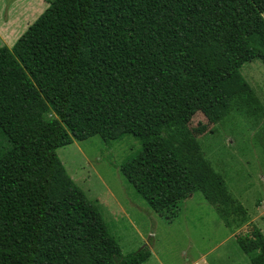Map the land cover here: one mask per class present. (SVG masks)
Instances as JSON below:
<instances>
[{"label":"trees","instance_id":"16d2710c","mask_svg":"<svg viewBox=\"0 0 264 264\" xmlns=\"http://www.w3.org/2000/svg\"><path fill=\"white\" fill-rule=\"evenodd\" d=\"M45 1L13 46L0 47V264L151 257L146 247L122 253L57 156L94 136L107 149L138 141L118 170L168 222L203 191L229 230L240 226L243 209L222 178L206 165L191 170L170 138L197 114L212 126L238 117L264 152V107L240 72L264 66V0ZM236 243L250 264H264L259 229Z\"/></svg>","mask_w":264,"mask_h":264},{"label":"rangeland","instance_id":"374dc122","mask_svg":"<svg viewBox=\"0 0 264 264\" xmlns=\"http://www.w3.org/2000/svg\"><path fill=\"white\" fill-rule=\"evenodd\" d=\"M13 2L4 0L1 8L7 11ZM25 2L13 6L18 8L16 17L21 14V35L48 6L45 0ZM4 37L0 36V47L11 48L17 40L6 41ZM240 72L264 107L262 63H245ZM52 117L51 112L46 115L47 119ZM190 127L172 136L170 143L181 147L180 154L195 173L206 165L211 177L222 178L228 193L244 212V218L236 215L241 224L235 230L225 226L203 191L180 203L171 222L155 213L118 170L121 162L140 147L130 136L109 149L99 136L83 142L74 140L57 150V156L72 181L102 213L124 255L146 247L151 257L144 264H250L249 256L236 241L250 236L255 228L264 236V152L254 141L251 123L245 119L229 118L212 126L197 114ZM213 182L206 184L210 188L217 184Z\"/></svg>","mask_w":264,"mask_h":264},{"label":"crops","instance_id":"0c3cea01","mask_svg":"<svg viewBox=\"0 0 264 264\" xmlns=\"http://www.w3.org/2000/svg\"><path fill=\"white\" fill-rule=\"evenodd\" d=\"M25 1L26 0H24V1L14 0V2L11 4V7H9L6 11L5 8H1V7H3L2 4H3L4 0H0V36H5L4 38L6 39V41H8L12 38L18 39L19 36L21 35L20 33H22V32H20L21 27H19V24H18L19 22H21V18L18 20V17L21 16V14L18 17H16V14H19L17 12L18 8L15 7V9H14L13 6L20 5L22 2H25ZM24 5L26 6V2L24 3ZM263 18H264V14H263ZM28 26H27V28H28ZM27 28H26V30H27ZM23 30L24 29H22V31ZM14 41L16 42V40H14ZM12 46H13V44H12Z\"/></svg>","mask_w":264,"mask_h":264}]
</instances>
